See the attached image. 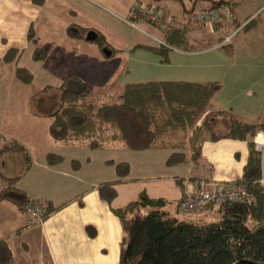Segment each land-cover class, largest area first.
<instances>
[{"label":"crops","instance_id":"crops-1","mask_svg":"<svg viewBox=\"0 0 264 264\" xmlns=\"http://www.w3.org/2000/svg\"><path fill=\"white\" fill-rule=\"evenodd\" d=\"M78 1L81 4L77 3V0H44L41 4L31 0H0V107L2 106L0 112L2 118L12 95V101L8 103H10L13 120H20L26 115L31 119H25L29 121V124L40 120V117L31 114L29 105H26L23 116L18 115V109H12L15 107L14 103L23 104L24 100L32 95L28 93L29 84H22L14 77L16 67H24L32 72L28 67L19 65L24 55L44 72L54 66L51 65L52 60L56 63L60 62L61 67L66 63L72 66L75 64L87 66L89 70H85L86 73L89 72L91 76H94V84L99 88H103L100 82L111 79L112 84H115L120 79L127 65L124 60L127 59V63L131 60L137 64L143 63L144 61L138 59L140 57L132 58V56L146 57L141 52L145 49L139 46L147 47V45L137 43L134 41L135 37L130 36L127 39L125 37L123 41L126 44L125 51L115 49L116 45L108 41L107 33L93 27L91 23L100 22L105 25L103 22L106 21L124 22L133 4H146L155 9L168 24L180 27L190 23L191 29L189 28L188 34L197 37L203 46H197L199 49L196 48L194 51L171 49L167 54L166 62L174 69L170 75L144 76L138 82L214 83L217 89L208 102L206 112L228 110L248 123L264 122V0H237L238 5L231 13V21L221 18L213 24L212 31L208 27L195 26L190 20L192 12L207 7L208 0ZM84 3H86L85 6ZM176 17H179L178 22L175 20ZM136 23L143 31H147L160 42L161 32L155 27H151L143 20H138ZM176 23L179 26L175 25ZM70 26L95 29L94 31L101 34L107 44L117 52L111 56L105 55L101 50H95L93 47L96 45L88 38L79 39L69 36L67 28ZM109 29L115 34L116 40H120V32L116 27ZM29 32L30 37H28ZM227 37L228 42H225L224 38ZM11 48L16 49V53L12 61L7 62L3 60V56ZM35 49H43L45 53L43 60L32 59ZM122 52H126L127 56L120 58L119 55ZM207 53H213L212 60L197 58ZM55 71L57 70L52 72ZM84 83L88 89L87 82L84 81ZM15 91L23 93L19 101L15 93L12 94ZM0 134L23 144L31 158V164L26 169L20 155L7 151L0 153V176L18 177L15 184L17 191H5L3 198L0 199V215L7 212V216L14 223L5 235H2L4 233L0 231V239L6 240L11 250V264H32V261L33 264H117L122 231L119 219L112 212L113 209L121 208L134 201L143 191L150 198H160L172 203L169 207L172 215H182L177 212L176 204L188 183L214 181L234 184L240 180L248 156L246 141L232 139L203 141L200 147L201 158L197 164L189 162L173 166L166 165L165 160L171 152L167 148L134 151L147 153L143 155L151 158L153 155L150 154L151 151L170 150L167 156L166 154L165 157L163 156L164 159L161 158L159 162L153 164L142 162L145 158L142 154L127 159L125 154L116 157L119 152H112L113 154L108 152L103 159L104 163L111 166V164L125 162L129 166L128 175L118 180L116 174L111 177V172L104 168L90 170V166H87L82 171V165L79 163L78 168L73 169L72 162L77 161L75 155H68L71 160L69 167L63 166V157L60 163L48 165L45 162L46 154L60 153V150L53 149L57 143L53 140L50 142L48 139V145L44 140L35 138V134L26 138L9 131L2 123V119H0ZM30 140L32 144H29ZM129 159L139 163V165L135 164V168L140 169L141 172L146 167L156 169V165L161 164L165 172L146 177H140V174L132 176L133 167ZM85 163L84 165L91 163L90 157L85 159ZM1 177L0 192L6 187ZM177 179H182V182L178 184ZM113 181H116L114 185L116 196L111 203H107L99 197L97 187ZM25 201H42L51 209V212L38 223L31 220L21 209ZM214 212H216L215 208H212L203 214L193 216H196V222L204 224L216 220Z\"/></svg>","mask_w":264,"mask_h":264},{"label":"trees","instance_id":"trees-1","mask_svg":"<svg viewBox=\"0 0 264 264\" xmlns=\"http://www.w3.org/2000/svg\"><path fill=\"white\" fill-rule=\"evenodd\" d=\"M31 1L41 4L44 0ZM207 4L204 9L227 7L232 13L238 2L208 0ZM138 20L161 32L157 46L139 47L157 55L163 63L167 62L171 49L194 51L197 48L187 37L190 23L158 28L142 17H128V21L134 23ZM210 29L212 31L213 25ZM67 34L79 39L91 36L90 41L105 55L117 52L95 31L70 26ZM196 38L190 37L193 42ZM15 53L14 48L7 50L3 60L12 61ZM44 58L42 50L33 51V60ZM14 77L22 84L32 81L31 72L22 67L14 69ZM216 89L214 83L188 81L125 83L116 92V101L109 102L100 100L104 92H90L81 79L67 75L57 87L46 85L29 97L31 114L50 118L48 133L54 142L63 145L77 144L89 150H100L115 143H122L133 151L167 148L171 152L165 164L173 166L199 163L200 147L205 140L246 141L247 160L240 180L234 184L242 185L252 195V201L210 205L207 210L215 208L217 218L203 224L172 215L169 209L172 203L150 198L142 191L134 201L112 210L122 231L117 264H264V193L258 183L261 174L264 175V152H257L253 143L255 130H264V122L248 123L228 110L206 112ZM4 151L20 155L25 168H29L31 158L23 144L2 136L0 153ZM61 161L59 154L48 153L45 156V162L50 166ZM72 164L73 169L79 166L77 161ZM113 165L118 180L128 175L127 163ZM1 178L6 187L0 192V199L5 191H17L18 177ZM181 182L182 179H177L178 184ZM115 184L116 181L100 184L97 187L99 197L111 203L116 196ZM177 204L176 209L180 213ZM50 212L47 206L43 218ZM11 259L6 240L0 239V264H11Z\"/></svg>","mask_w":264,"mask_h":264},{"label":"rangeland","instance_id":"rangeland-1","mask_svg":"<svg viewBox=\"0 0 264 264\" xmlns=\"http://www.w3.org/2000/svg\"><path fill=\"white\" fill-rule=\"evenodd\" d=\"M77 3L81 4L80 1L77 0ZM86 5V3H84V6ZM81 14H79L80 16ZM129 15L126 17V19H128ZM179 17L175 18L176 22H178ZM171 22L172 19L170 18ZM89 24L91 22H88ZM105 25L100 24V22H92L91 24L94 25L93 27H97L99 29H101L102 31H105L106 36L108 38V41L110 43H114V45H116L115 49H122L123 51L126 50V44L123 42L125 37L130 38L131 37H135L134 41H137V43L143 44V45H147L150 47H154L157 46L159 41H157L153 36H151L147 31H143L139 25L137 23H134L135 27H132L131 25H129L126 22L123 21H116V23L114 22H103ZM194 24V21H193ZM79 25V24H77ZM175 25L179 26L178 23H176ZM197 25L203 26V27H208L210 28V26L204 25V24H199L197 23ZM79 26H83V25H79ZM116 27V29L120 32L119 37L120 40H116L115 38V34L109 29L111 27ZM85 27V26H83ZM92 31H94L95 29L91 28ZM187 37L189 38V41H192L191 43H193L195 46H203L202 42L198 41L199 39H197V41L195 40L193 42L192 39H190L191 34H187ZM204 38V37H203ZM207 38V36H206ZM39 45L41 46V42L39 43ZM95 50H100L96 47H93ZM199 49V48H197ZM43 50V49H42ZM49 51H51L49 49ZM143 54H145L146 57H142V56H132V58H138L141 61H144L143 63H136L135 61L131 60L127 63V59L124 60V62H126V67H125V73L120 77V79L118 81L115 82V84H112L111 79L100 82V85H102L103 88H99V86H96L94 84V76H91V74L88 72L86 73V71L89 70V67L87 66H79L78 64H75L74 66L66 63L64 66L62 65L61 67V63H56L55 61H51V65L53 66L51 69L47 70L46 72H44L43 70H40L34 63L33 61H29V59H26L27 56L24 55V57H21V61L19 63V65H23L25 67H28L29 69L32 70L31 74H32V81L31 83H29L27 89H28V93L29 94H33L37 91H39L40 89H42L44 86L46 85H50L53 87H57L61 81L63 80V78L67 75V74H71L73 76L76 75V77L78 76L80 79L83 80V82H87L88 84V90L91 92L96 93L97 92H104V95L100 97V100L102 99L103 101H109V102H115L116 98L114 97L120 90L121 86L125 83H137L138 81H141L140 79H143L144 76H148L150 77L155 76L156 77H165L170 75V73L172 72L171 65H168L167 63H163L160 60V57H158L157 55L151 53L150 51L147 50H142L141 51ZM120 58H123V56H127L126 52H122L120 53ZM197 58H209L212 60L213 58V53H207V54H202L199 55ZM190 59V58H188ZM24 68V67H23ZM65 68H69L66 69ZM59 69V70H58ZM53 70H57L55 72H52ZM86 70V71H85ZM117 72V71H116ZM118 75V74H117ZM85 78V80L83 78ZM60 79V80H59ZM94 90V91H93ZM18 91V90H17ZM15 93V96L17 97L16 99L21 98L22 94L21 92H12V94ZM108 93V94H107ZM23 98V97H22ZM27 104H26V102ZM22 103H14L15 109L19 110V116H23L22 113L25 111L26 105H28V99L26 98ZM12 101V95H10V99L8 102ZM7 102V105L5 107V115L1 116V112H0V119H2V123L4 124V126L6 127L7 130L9 131H13L17 134H20L23 137H29V136H33L35 134V138H38L39 140H44V142L46 144L49 145L48 143V139L50 140V142H52V138L50 137L49 133H48V125L50 124L51 119L48 117H40L39 121H34L33 123L29 124V121L25 120H31L27 117V115L24 118H21L20 120H13V116H11L10 113V103ZM13 104V103H11ZM2 106L0 107V111H1ZM208 105L206 106L207 110ZM262 108V106H261ZM263 109H264V105H263ZM28 114V113H27ZM44 122V123H42ZM35 123V124H34ZM35 138H30V139H35ZM54 142V141H53ZM41 143V142H40ZM29 144L31 143V140L29 142ZM36 144V143H35ZM33 144V145H35ZM47 146V148H50V146ZM53 149L55 150H60V153H57L59 155H61L64 159L63 161V166H70V158L68 155H75V157H77V161L80 163V165H82V171L87 167L90 166V170H98L100 168H104L107 169L111 172V177L115 176V171H114V166L111 164H106L103 162V159L105 158V156L109 153L113 154L114 152H119L118 155H116V157H121V154L124 155L125 157L128 159L130 157H135L138 154H147V153H141V152H134L133 150L128 149L127 147H125L122 143H115L112 145H109L107 147H105L104 149L98 150V151H90L89 149H86L80 145L77 144H73V145H63L60 143H57V145H55V147H53ZM52 150V149H51ZM113 152V153H112ZM126 152V153H125ZM156 152V153H155ZM151 151L150 154L151 158H147V156L143 155L145 158L142 159V162H144L145 164L150 163L153 164L154 162H159V160H161V158H163V156L166 154V156L169 154L170 150L167 149H163V150H159V151ZM36 153V152H35ZM48 153H53V152H48ZM34 154V153H33ZM37 154V153H36ZM10 156H14V155H10ZM162 156V157H160ZM87 157H90L91 159V163L89 165H84L85 163V159ZM111 157H113L111 155ZM165 157V156H164ZM164 159V158H163ZM129 161H131L132 164V172L131 175H138L140 174L141 176H152L155 174H161L162 172H165V169L162 168L163 164L157 166L156 165V169L151 168V167H146L145 170H143L141 172L140 169L135 168V164L139 165L138 162H133V160L129 159ZM163 161V160H162ZM86 164V163H85ZM130 175V176H131ZM136 178V177H133ZM70 181V180H67ZM8 201H10L8 199ZM8 213L4 212L0 215V231H2V235H5V233L14 225V223L12 222V219L7 216ZM178 217L183 218V219H194L196 216L193 215H186V214H182V215H178ZM33 259V257H32ZM33 264V261H32Z\"/></svg>","mask_w":264,"mask_h":264},{"label":"built area","instance_id":"built-area-1","mask_svg":"<svg viewBox=\"0 0 264 264\" xmlns=\"http://www.w3.org/2000/svg\"><path fill=\"white\" fill-rule=\"evenodd\" d=\"M131 18L142 17L157 26L158 28L167 27L161 15L146 4H133L129 9ZM231 21V13L227 7H216L210 9H199L192 12L190 19L199 24L211 26L218 20ZM124 22L135 27L134 22L125 19ZM228 42V37L224 38ZM261 137V140L258 138ZM2 135L0 134V142ZM254 148L257 152H264V130H255L253 135ZM258 183L262 186L264 193V175L261 174ZM252 201L253 197L242 185L218 183L209 181L206 183H188L178 200L177 208L183 214H200L205 212L210 205H220L225 202ZM21 209L30 217L31 220L41 222L46 213L47 205L42 201H28L21 206Z\"/></svg>","mask_w":264,"mask_h":264},{"label":"water","instance_id":"water-1","mask_svg":"<svg viewBox=\"0 0 264 264\" xmlns=\"http://www.w3.org/2000/svg\"><path fill=\"white\" fill-rule=\"evenodd\" d=\"M88 39L90 40V39H92V37H91V36H89V37H88Z\"/></svg>","mask_w":264,"mask_h":264},{"label":"bare ground","instance_id":"bare-ground-1","mask_svg":"<svg viewBox=\"0 0 264 264\" xmlns=\"http://www.w3.org/2000/svg\"><path fill=\"white\" fill-rule=\"evenodd\" d=\"M258 139L261 140V137H259Z\"/></svg>","mask_w":264,"mask_h":264}]
</instances>
